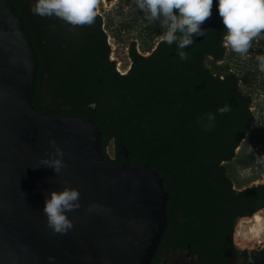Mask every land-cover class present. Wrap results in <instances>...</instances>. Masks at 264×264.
Instances as JSON below:
<instances>
[{"label":"trees","instance_id":"16d2710c","mask_svg":"<svg viewBox=\"0 0 264 264\" xmlns=\"http://www.w3.org/2000/svg\"><path fill=\"white\" fill-rule=\"evenodd\" d=\"M11 1L37 51L32 98L37 110L92 119L101 130L108 162L125 159L120 149L124 144L129 157L155 169L171 198H180L191 214L196 209L195 218L207 228L231 236L238 214H251L264 206V183L237 191L229 174L236 149L257 121L251 110L252 95L240 81L255 79L257 71L248 68L241 76L232 69V59L240 66L246 57L231 51L223 40L218 0H213V21L204 38L195 37L194 44L184 49L186 61L178 56L175 44L160 41L147 55L132 46V64L125 73L110 59L97 16L84 31H70L69 25L62 24V33L75 47L46 53L43 39L51 36L48 25L57 24V19L34 15L30 0ZM149 29L152 36L162 34L158 23H151ZM225 104L231 111L221 115L217 109ZM111 142L115 157L107 150Z\"/></svg>","mask_w":264,"mask_h":264},{"label":"water","instance_id":"95a60500","mask_svg":"<svg viewBox=\"0 0 264 264\" xmlns=\"http://www.w3.org/2000/svg\"><path fill=\"white\" fill-rule=\"evenodd\" d=\"M212 21L213 12L198 40ZM38 68L23 19L0 0V264H150L168 220L163 178L122 143L125 159L108 162L92 119L37 110ZM52 139L65 153L59 174L40 164ZM65 186L79 190L81 207L67 213L73 228L60 235L43 209Z\"/></svg>","mask_w":264,"mask_h":264},{"label":"clouds","instance_id":"9594fccd","mask_svg":"<svg viewBox=\"0 0 264 264\" xmlns=\"http://www.w3.org/2000/svg\"><path fill=\"white\" fill-rule=\"evenodd\" d=\"M99 0H35L31 11L42 18L55 17L70 26H92L95 22ZM136 9L143 12V18L158 23L162 34L161 42L177 46L181 60L188 59L184 50L190 48L195 37L204 34L202 25L211 17L213 0H135ZM224 25L223 40L230 49L241 57L248 56L254 42L264 40V0H218L216 5ZM258 68L264 72V54L255 56ZM217 111L224 115L231 111L225 104ZM209 119L215 116L209 113ZM54 149L40 164L52 168L59 174L67 165L64 163V151L54 139L49 140ZM258 163H264V156H257ZM80 192L76 188L65 186L60 191H52L45 198L43 213L46 226L55 234L64 235L73 228L67 213L81 207ZM49 257V260H54Z\"/></svg>","mask_w":264,"mask_h":264},{"label":"flooded vegetation","instance_id":"af4514ba","mask_svg":"<svg viewBox=\"0 0 264 264\" xmlns=\"http://www.w3.org/2000/svg\"><path fill=\"white\" fill-rule=\"evenodd\" d=\"M30 2L33 6L35 0H30ZM128 2L129 0H125V2L124 0H99L98 7L96 9L99 24L97 23L98 20H96L95 24L100 26V30L106 36V43L110 48L109 53H112V45L109 40L110 33L113 35H117V32L122 33L129 24L127 22L126 24L119 23L115 27L112 26L113 21L110 16L112 11L110 9H105L107 16H104L101 12V8L104 10L105 7L108 8L109 6H115V9H118L120 12L127 8L126 12L128 13L129 6H136L135 0L130 1V5H125V3ZM138 18L139 17H137V20ZM141 18L144 22H147V20L143 18V13ZM56 23L57 24L52 21L49 23L48 26L52 30L51 36L48 39H43L46 53H63V49L75 47V43L71 44L70 39L62 33L61 25L66 24L59 19H57ZM90 28L91 26L76 27L75 30L84 31L85 29ZM145 29L149 30L148 23H145ZM158 43L154 45L152 49H145L143 52L139 47H136V43H132L129 49L131 51L132 46H135L138 53H152ZM110 59H112L111 54ZM43 91V93H45V89ZM57 105L58 104H55L54 106L57 107ZM251 110L254 111L253 104L251 106ZM256 117L258 118L257 115ZM256 124L257 121L251 126V128H253ZM251 128L248 135L242 139L240 145L238 146L239 151L237 152L239 156H242L241 165L249 169L257 168L259 165L255 164L257 163L256 152L247 151L248 147L243 144L244 141L248 142L252 132ZM109 146H112L113 148L110 150ZM107 150L110 151L112 157H115V143H110ZM263 183L264 181H254L253 183L246 184L243 187L236 189L235 183L233 182V189L243 191L247 188ZM263 210L264 206L251 214H247L245 212L238 214L232 224L231 236H227L225 232L224 234L220 233L219 228H207L206 223L195 218L194 215L198 214L196 209L191 214L189 210L186 211L184 209V202H182L180 198L174 199L170 196L167 203V226L150 264H264V240L252 243V245L249 243L241 244L236 240L237 228L240 220L249 219L257 212ZM229 227L230 225L228 228Z\"/></svg>","mask_w":264,"mask_h":264},{"label":"rangeland","instance_id":"374dc122","mask_svg":"<svg viewBox=\"0 0 264 264\" xmlns=\"http://www.w3.org/2000/svg\"><path fill=\"white\" fill-rule=\"evenodd\" d=\"M130 1L132 0H129V2ZM129 2L125 3V5H130ZM115 8V6H109L108 8L105 7L104 10L101 8V12L104 16H107L105 9H110L112 11L110 16L113 21L112 26L114 27L119 23L126 24L128 22L129 24L122 33L117 32V35H113L109 30V40L112 45L111 58L116 61L117 69L125 73L129 70L132 64L129 54V48L132 43H136V47H139L143 52L145 49H152L160 40L158 39L159 35L152 36L153 33L151 30L145 29V23L150 25L152 22H144L141 18L143 12L137 10L136 6H129L128 13L126 12L127 8L122 10V12ZM137 17H139L138 20ZM257 54H264V40L254 42L252 51L248 56H245V62L243 61L240 66L236 65L235 59L231 60L232 69L236 70L241 76L247 72L248 68L250 71H257V77L255 79H243V81H240L242 89L248 91L252 95L254 112L258 116L257 124L251 128L252 132L248 142H243V144L248 147L247 151L256 152V157L264 156V72H261L258 68L255 60ZM248 75V77L252 76L251 73ZM238 151L239 149L237 148L236 152ZM241 158L242 156L237 154V157L229 164V174L235 183V188L239 189L240 187L253 183L254 181H264V163L257 162L255 163L256 165L259 164L257 168L249 169L241 165ZM236 240L238 243H249L251 245L252 243L264 240V210L257 212L249 219L240 220L238 223Z\"/></svg>","mask_w":264,"mask_h":264}]
</instances>
